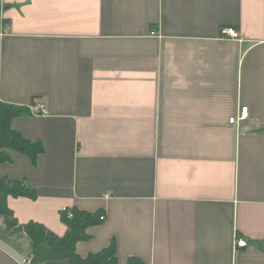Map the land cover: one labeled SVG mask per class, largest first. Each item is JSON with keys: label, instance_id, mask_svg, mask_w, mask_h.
Masks as SVG:
<instances>
[{"label": "crops", "instance_id": "0c3cea01", "mask_svg": "<svg viewBox=\"0 0 264 264\" xmlns=\"http://www.w3.org/2000/svg\"><path fill=\"white\" fill-rule=\"evenodd\" d=\"M0 102L44 147L0 164L37 192L7 197L19 223L63 236L74 206L104 215L82 257L264 264V0H0ZM29 255L0 224V264Z\"/></svg>", "mask_w": 264, "mask_h": 264}, {"label": "trees", "instance_id": "16d2710c", "mask_svg": "<svg viewBox=\"0 0 264 264\" xmlns=\"http://www.w3.org/2000/svg\"><path fill=\"white\" fill-rule=\"evenodd\" d=\"M28 112L25 106L0 102V164L12 160L10 155L12 151L26 156L32 164H36L37 157L43 153L41 141L30 140L11 127L14 118ZM8 196L35 198L37 192L23 179L0 175V217L3 218L5 230L9 235H25L31 241L30 264H118L114 242L101 251L89 253L84 257L75 251V244L88 238L87 229L100 223L101 212L92 213L74 206L62 209L60 220L66 225L67 230L63 236H58L41 223L35 221L19 223L7 205ZM128 264L140 262L131 257Z\"/></svg>", "mask_w": 264, "mask_h": 264}, {"label": "built area", "instance_id": "2783aa9c", "mask_svg": "<svg viewBox=\"0 0 264 264\" xmlns=\"http://www.w3.org/2000/svg\"><path fill=\"white\" fill-rule=\"evenodd\" d=\"M222 35L226 38H230V39H238L239 38V33L238 31L232 27V26H225L222 28ZM32 113L36 114V115H46L47 114V110L46 107L44 106V104L42 103H37L35 105H33L32 107ZM247 114V107H242L241 111H240V115L239 117H231L229 119L230 123H234L237 120H239L240 118H242L243 116H245ZM65 209V208H64ZM100 220L104 219V215H100L99 216ZM234 245L243 247L247 245V242L244 239H236ZM31 263V255H29L28 257H26L23 260V264H30Z\"/></svg>", "mask_w": 264, "mask_h": 264}, {"label": "rangeland", "instance_id": "374dc122", "mask_svg": "<svg viewBox=\"0 0 264 264\" xmlns=\"http://www.w3.org/2000/svg\"><path fill=\"white\" fill-rule=\"evenodd\" d=\"M0 219H3L2 217H0ZM3 223V222H2ZM1 222H0V224H2Z\"/></svg>", "mask_w": 264, "mask_h": 264}]
</instances>
